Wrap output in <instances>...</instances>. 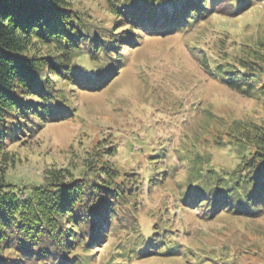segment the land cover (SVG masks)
I'll return each mask as SVG.
<instances>
[{
  "label": "trees",
  "instance_id": "16d2710c",
  "mask_svg": "<svg viewBox=\"0 0 264 264\" xmlns=\"http://www.w3.org/2000/svg\"><path fill=\"white\" fill-rule=\"evenodd\" d=\"M74 1L0 0V264H90L92 249L98 251L111 232L133 218L142 185L153 187L163 180L157 174L165 173L138 180L134 169L105 159L109 148L101 145L82 167L49 168L43 183L27 187L8 178L17 164L13 146L33 139L46 124L73 119L71 92L104 89L124 67L121 50L140 43L142 32L186 31L208 19L211 8L238 16L257 0H103L113 17L109 22ZM84 58L94 68H82ZM201 62L207 75L230 89L264 100V40L244 44L240 55L208 56L204 50ZM228 127L226 144L233 148L235 167L206 168L197 155L191 166L196 179H187L179 202L206 220L221 213L259 218L264 213V117ZM164 221L150 238L130 243L134 240L142 255L154 254L153 248L174 253L173 230L169 219Z\"/></svg>",
  "mask_w": 264,
  "mask_h": 264
},
{
  "label": "rangeland",
  "instance_id": "374dc122",
  "mask_svg": "<svg viewBox=\"0 0 264 264\" xmlns=\"http://www.w3.org/2000/svg\"><path fill=\"white\" fill-rule=\"evenodd\" d=\"M74 3L95 18L113 19L103 0ZM209 14L186 31L165 36L142 32L140 43L121 50L124 67L104 89L71 92L73 119L46 124L11 150L17 164L8 178L27 187L43 183L49 168L82 167L101 145L109 148L105 159L134 169L138 180L165 172L157 174L163 180L153 187L142 185L133 218L111 232L98 251L92 249L90 264H264V213L252 220L228 213L206 220L179 202L187 179H196L191 169L195 157L200 155L206 168L233 169L237 159L226 144L228 126L264 117V100L230 89L207 75L201 62L204 50L208 56L221 51L240 55L244 44L264 40V0L238 16L216 14L212 8ZM79 63L94 68L86 58ZM155 161L162 163L156 167ZM164 219H169L170 246L176 251L158 254L159 248H153L154 254L142 255L134 240L153 236Z\"/></svg>",
  "mask_w": 264,
  "mask_h": 264
}]
</instances>
